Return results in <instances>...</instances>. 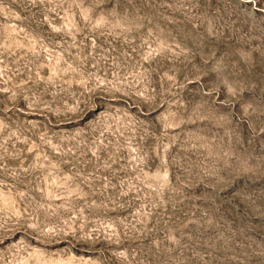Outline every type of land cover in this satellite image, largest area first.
<instances>
[{"label":"rangeland","instance_id":"1","mask_svg":"<svg viewBox=\"0 0 264 264\" xmlns=\"http://www.w3.org/2000/svg\"><path fill=\"white\" fill-rule=\"evenodd\" d=\"M0 264H264V0H0Z\"/></svg>","mask_w":264,"mask_h":264}]
</instances>
